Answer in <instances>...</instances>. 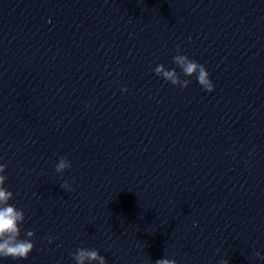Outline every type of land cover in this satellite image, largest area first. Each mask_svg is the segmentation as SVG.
I'll use <instances>...</instances> for the list:
<instances>
[{"label":"water","instance_id":"obj_1","mask_svg":"<svg viewBox=\"0 0 264 264\" xmlns=\"http://www.w3.org/2000/svg\"><path fill=\"white\" fill-rule=\"evenodd\" d=\"M0 164L35 233L0 264L264 229V0H0Z\"/></svg>","mask_w":264,"mask_h":264},{"label":"clouds","instance_id":"obj_2","mask_svg":"<svg viewBox=\"0 0 264 264\" xmlns=\"http://www.w3.org/2000/svg\"><path fill=\"white\" fill-rule=\"evenodd\" d=\"M177 53L173 57V63L181 69L183 75L186 77L195 75L198 84L205 91H214V85L205 66L184 54H180L179 48H177ZM154 71L157 76L162 77L173 86L187 88L191 83L188 79L182 80L174 69H166L163 64L157 65ZM122 91L127 92L128 89L124 88ZM6 167L7 165L0 164V258L27 259L35 247L33 242L35 233L29 230L25 234L27 238H21L20 225L25 220V214L23 210L9 203L13 200L14 194L4 187L7 180V176L4 174ZM70 168L71 162L66 157H59L55 171L62 175ZM60 187L67 192L74 191L72 184L68 181H65ZM46 239L51 243L54 238L49 236ZM255 255L257 258L264 260V256H261L259 252H256ZM72 258L75 264H93V262L95 264H106V258L97 249L79 247L72 253ZM155 264H177V262L175 259L162 258L157 259ZM219 264H227V262L221 260Z\"/></svg>","mask_w":264,"mask_h":264}]
</instances>
